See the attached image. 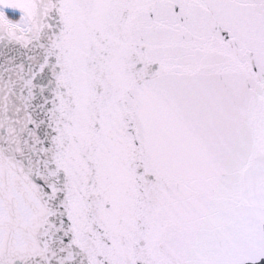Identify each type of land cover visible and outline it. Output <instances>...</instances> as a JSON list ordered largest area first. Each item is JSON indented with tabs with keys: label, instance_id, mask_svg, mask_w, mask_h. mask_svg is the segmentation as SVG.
I'll use <instances>...</instances> for the list:
<instances>
[{
	"label": "snow or ice",
	"instance_id": "snow-or-ice-1",
	"mask_svg": "<svg viewBox=\"0 0 264 264\" xmlns=\"http://www.w3.org/2000/svg\"><path fill=\"white\" fill-rule=\"evenodd\" d=\"M0 264H264V0H0Z\"/></svg>",
	"mask_w": 264,
	"mask_h": 264
}]
</instances>
